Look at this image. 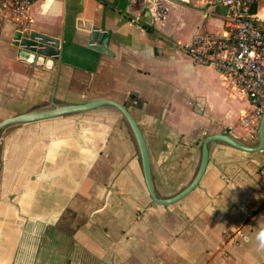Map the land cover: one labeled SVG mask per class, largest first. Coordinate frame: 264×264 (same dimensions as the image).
<instances>
[{"label": "crops", "instance_id": "crops-1", "mask_svg": "<svg viewBox=\"0 0 264 264\" xmlns=\"http://www.w3.org/2000/svg\"><path fill=\"white\" fill-rule=\"evenodd\" d=\"M225 17L208 0H35L25 28L0 14V119L114 100L142 135L156 197L170 198L193 179L207 135L247 131L252 141L239 124L246 97L235 91L244 102L221 120L229 86L183 51L193 33L221 32ZM92 26L109 32L107 54L88 47ZM23 29L59 39L52 66L17 57ZM20 126L0 131V264H264L260 151L208 142L197 185L163 205L113 107ZM235 230L243 237L225 239Z\"/></svg>", "mask_w": 264, "mask_h": 264}, {"label": "built area", "instance_id": "built-area-1", "mask_svg": "<svg viewBox=\"0 0 264 264\" xmlns=\"http://www.w3.org/2000/svg\"><path fill=\"white\" fill-rule=\"evenodd\" d=\"M35 0H0V14L20 28L28 23L29 8ZM264 0H208L225 8L221 32H196L183 45L195 64H212L230 89L242 93L249 110L240 126L257 129L264 112ZM264 134V122H263ZM264 157V142L260 150ZM243 237L239 230L225 233V239Z\"/></svg>", "mask_w": 264, "mask_h": 264}, {"label": "water", "instance_id": "water-1", "mask_svg": "<svg viewBox=\"0 0 264 264\" xmlns=\"http://www.w3.org/2000/svg\"><path fill=\"white\" fill-rule=\"evenodd\" d=\"M108 39H109V32L99 31L96 27L92 26L89 31L87 44L90 49L107 54L108 51L106 47L108 45ZM12 40H13L12 41L13 45L19 47V49H17V57L22 59L24 62L28 64H35V65L43 64L44 66H52L53 61L56 60L58 57L59 39L55 37L43 35L41 33L29 29H23V30H16L13 34ZM106 105L116 109L121 114L123 119L126 121L128 127L130 128L138 149L144 183L148 195L150 196L152 201L155 202L156 204L166 205L173 203L179 200L181 197L188 194L197 185L203 173L204 167L206 165L208 142L212 140H220L233 148L245 152L260 151L264 142V134H263L264 112L262 113L257 126L258 141L257 144L253 147H248L246 145L241 144L240 142H238L228 134L222 133V134L207 135L201 142L199 165L191 182L185 188L179 191L176 195L166 199H158L152 189L149 167H148L147 152L142 135L138 129V126L136 125V122L134 121V119L132 118L126 107H124L122 104L114 100L92 99L80 104L53 105L48 109L31 111L23 114L5 117L3 119H0V131L5 126L8 125L30 123V122L45 120L58 116L81 113Z\"/></svg>", "mask_w": 264, "mask_h": 264}, {"label": "rangeland", "instance_id": "rangeland-1", "mask_svg": "<svg viewBox=\"0 0 264 264\" xmlns=\"http://www.w3.org/2000/svg\"><path fill=\"white\" fill-rule=\"evenodd\" d=\"M264 4L261 3V5ZM228 94H232V96L229 95V99H228V103L226 105V107L223 109L222 113L219 115V118L223 121L228 120L227 117L224 116L225 111L230 112L231 113V119H233L236 114H237V110L241 108L242 102H244V100H239L238 98H236V93L235 91H233L232 89L230 90V88L226 89ZM248 107V106H247ZM238 116L235 118L237 120ZM21 124H16V125H8L5 126L3 129L5 130H9V129H14V128H19ZM248 132L245 131L244 134H237L240 135L238 138H236V140H238L241 144L246 145L248 147H253L257 144V129H252L251 131H249V135H251V142H248L247 140H244L243 135H246ZM242 135V136H241Z\"/></svg>", "mask_w": 264, "mask_h": 264}, {"label": "clouds", "instance_id": "clouds-1", "mask_svg": "<svg viewBox=\"0 0 264 264\" xmlns=\"http://www.w3.org/2000/svg\"><path fill=\"white\" fill-rule=\"evenodd\" d=\"M254 238L257 243V250L264 251V227H259Z\"/></svg>", "mask_w": 264, "mask_h": 264}]
</instances>
